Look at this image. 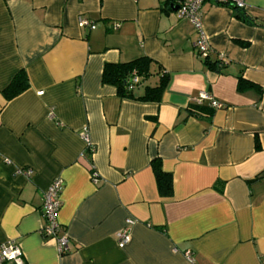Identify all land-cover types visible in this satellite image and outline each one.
<instances>
[{"label":"crops","instance_id":"crops-1","mask_svg":"<svg viewBox=\"0 0 264 264\" xmlns=\"http://www.w3.org/2000/svg\"><path fill=\"white\" fill-rule=\"evenodd\" d=\"M178 1L0 0V246L17 242L24 264H264V0L204 1L207 62ZM143 56L151 74L133 95L164 72L159 102L102 82L105 64ZM22 69L27 89L6 100ZM57 177L64 255L39 233Z\"/></svg>","mask_w":264,"mask_h":264},{"label":"built area","instance_id":"built-area-1","mask_svg":"<svg viewBox=\"0 0 264 264\" xmlns=\"http://www.w3.org/2000/svg\"><path fill=\"white\" fill-rule=\"evenodd\" d=\"M205 0H179L178 7L176 9V13L178 17L188 18L195 31L198 33L199 37L196 42V48L199 56L201 58H206L211 49L208 45L205 37L203 36L202 31V23H203V12L202 5ZM217 4L222 5H233L237 8L243 9L244 3L242 0H212ZM78 24L81 27H89L91 29L95 28V25L85 17H79ZM117 27V24L114 25ZM138 77H132V83L136 84L138 82ZM42 92H39L41 94ZM203 100H207L211 106L214 108H222L224 105L217 100H215L212 96L206 93H200V95L196 98L197 103H201ZM81 136L85 139L87 147L92 151L93 146L89 143L88 139L84 132H81ZM27 175L31 174V171H26ZM92 178L95 179V173H92ZM63 187V180L59 177L53 179L47 189L43 193L42 197V216H43V224L40 229V235L44 239L54 240L57 246V251L60 255H64L68 252V241L69 238L58 222L57 212L60 208V198L59 194ZM133 224V220L128 218L125 221V225L119 229L115 236L117 241V246L122 248L126 243L130 240V229ZM187 258L191 259V255L189 252L186 253ZM4 262H10L13 264H24V259L22 256V251L19 244L15 241H7L6 243L0 246V264Z\"/></svg>","mask_w":264,"mask_h":264},{"label":"trees","instance_id":"trees-1","mask_svg":"<svg viewBox=\"0 0 264 264\" xmlns=\"http://www.w3.org/2000/svg\"><path fill=\"white\" fill-rule=\"evenodd\" d=\"M230 7L242 10L233 5H230ZM208 58L209 55L203 59L207 62ZM152 62L151 59L143 56L128 62L107 63L102 69V82L113 85L116 88L118 95L121 97L134 98L144 102H159L162 93L169 82V76L164 72H161V76L156 85H146L144 86L142 95L138 97L133 95V89L149 78L151 74L150 65ZM134 75L139 78L136 84L132 83V77ZM27 87V75L22 69L12 77L9 84L2 90V95L6 100H10L25 91ZM152 166L160 193L163 195L169 194L171 191L170 175L161 170L156 159L152 161Z\"/></svg>","mask_w":264,"mask_h":264},{"label":"water","instance_id":"water-1","mask_svg":"<svg viewBox=\"0 0 264 264\" xmlns=\"http://www.w3.org/2000/svg\"><path fill=\"white\" fill-rule=\"evenodd\" d=\"M177 7H178L177 5L176 6L175 5L174 6L171 5V8H172L173 11H176Z\"/></svg>","mask_w":264,"mask_h":264}]
</instances>
